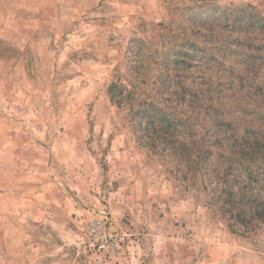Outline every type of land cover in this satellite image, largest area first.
Returning <instances> with one entry per match:
<instances>
[{"label":"clouds","instance_id":"clouds-1","mask_svg":"<svg viewBox=\"0 0 264 264\" xmlns=\"http://www.w3.org/2000/svg\"><path fill=\"white\" fill-rule=\"evenodd\" d=\"M0 264H264V0H0Z\"/></svg>","mask_w":264,"mask_h":264},{"label":"rangeland","instance_id":"rangeland-1","mask_svg":"<svg viewBox=\"0 0 264 264\" xmlns=\"http://www.w3.org/2000/svg\"><path fill=\"white\" fill-rule=\"evenodd\" d=\"M20 110H21V109L18 107V108H17V111H20Z\"/></svg>","mask_w":264,"mask_h":264}]
</instances>
